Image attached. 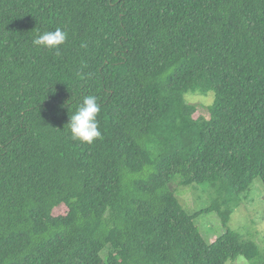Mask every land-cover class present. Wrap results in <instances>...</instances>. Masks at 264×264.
<instances>
[{
    "label": "trees",
    "instance_id": "obj_1",
    "mask_svg": "<svg viewBox=\"0 0 264 264\" xmlns=\"http://www.w3.org/2000/svg\"><path fill=\"white\" fill-rule=\"evenodd\" d=\"M57 27L58 50L32 44ZM197 92L214 93L205 113ZM88 95L92 144L66 126ZM257 178L264 0H0V264L254 261L256 244L194 223L227 227L229 206L189 214L174 186L235 202Z\"/></svg>",
    "mask_w": 264,
    "mask_h": 264
},
{
    "label": "rangeland",
    "instance_id": "obj_2",
    "mask_svg": "<svg viewBox=\"0 0 264 264\" xmlns=\"http://www.w3.org/2000/svg\"><path fill=\"white\" fill-rule=\"evenodd\" d=\"M186 100L196 106L201 113H205L207 107L214 101V93L208 95L202 93H188ZM212 104V103H211ZM177 183L176 181L172 182ZM175 197L187 213L193 214L210 207L214 202L219 201L232 210L227 227L223 226L222 220L217 211L200 215L194 223L206 242L213 238L220 237L226 230L236 233L242 241H249L257 245L261 256L254 261H247L244 258H237L227 264H264V187L260 178L254 180L250 190L230 201V194L223 193V200L217 191L206 190V186H174ZM230 192V191H229ZM237 203V207H236Z\"/></svg>",
    "mask_w": 264,
    "mask_h": 264
},
{
    "label": "clouds",
    "instance_id": "obj_3",
    "mask_svg": "<svg viewBox=\"0 0 264 264\" xmlns=\"http://www.w3.org/2000/svg\"><path fill=\"white\" fill-rule=\"evenodd\" d=\"M68 38V33L57 27L54 31L37 33L32 39V44L38 48L48 51L58 50ZM101 108L97 97L88 95L83 98L82 103L76 106L74 113L70 116L66 125L71 134V139L81 143L92 144L101 137L97 116Z\"/></svg>",
    "mask_w": 264,
    "mask_h": 264
}]
</instances>
